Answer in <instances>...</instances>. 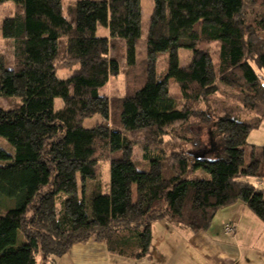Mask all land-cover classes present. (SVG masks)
Returning a JSON list of instances; mask_svg holds the SVG:
<instances>
[{
    "label": "trees",
    "instance_id": "1",
    "mask_svg": "<svg viewBox=\"0 0 264 264\" xmlns=\"http://www.w3.org/2000/svg\"><path fill=\"white\" fill-rule=\"evenodd\" d=\"M7 2L17 13L3 19L0 32L13 44L14 61H0V99L17 103L0 105V138L11 151L4 155L0 147V264H53L89 239L141 259L149 255L154 222L206 231L217 211L236 201L264 223V190L250 181L264 179V145L247 142L264 119V0H152L146 21L141 0H76L65 8L62 0H0ZM99 26L108 37L96 35ZM142 39L149 63L165 56L164 70L148 65L109 127L100 90L121 74L113 45L122 44V61L134 68ZM181 49L191 52L182 67ZM62 54L77 66L66 78L56 73ZM170 81L187 106L179 108L170 95ZM220 86L238 92L251 117L224 111L210 151L166 156V129L187 124L194 116L189 103ZM96 115L104 123L83 127ZM132 135L159 146V156L144 152L146 168L132 159ZM101 151L110 162L106 195L97 179ZM195 171L202 173L190 177ZM87 181L95 183L89 195Z\"/></svg>",
    "mask_w": 264,
    "mask_h": 264
},
{
    "label": "rangeland",
    "instance_id": "2",
    "mask_svg": "<svg viewBox=\"0 0 264 264\" xmlns=\"http://www.w3.org/2000/svg\"><path fill=\"white\" fill-rule=\"evenodd\" d=\"M75 1L76 0H62V4L65 8ZM252 1H255L257 4L261 0ZM141 8L146 21L147 16H149L153 8L152 0H141ZM251 10L255 12L259 9L257 7H252ZM15 13H17V9L12 3L7 2L0 4V25L3 19L13 16ZM96 35L98 37H108V29L99 26L96 30ZM201 46L210 49L211 51H215L217 47L215 44L207 45L205 43L201 44ZM112 49V55H115L117 58H119L121 63V74L116 77L109 78L108 83L100 90V95L105 97L109 102V119L107 122L109 127L115 126L117 124V114L120 99H122L129 91L135 89L141 84L144 72L147 70L148 65L150 67L154 66L158 73H162L165 67L164 55L156 57L155 63H153V61L150 63L147 61L144 51L143 39L138 46V62L134 68H127L122 61L123 46L121 43L115 42ZM190 56L191 52L189 50L181 49L178 51L179 63L181 67L188 64ZM0 61L6 66H12L14 61L13 44L10 40L3 39L1 32ZM76 67V65H72L71 62L62 54L56 62L57 76L59 78H66ZM169 92L170 95L175 99L179 108L187 106V104L185 105V100L180 95L178 86L172 81L169 82ZM239 98L238 92L220 86L218 93L209 97L205 101L189 103V108L194 113V116L187 124H175L166 129L161 150H163L166 156H169L172 152L189 151L200 155L203 150L210 151L208 149L211 147V142L214 144V141L218 140L214 135V122L219 115L225 111L232 115L234 114L235 117L242 119H248L251 117L249 114H247V112H244L241 109L240 103L238 102L240 101ZM15 103H17V100L15 99H0V105L6 108L13 106ZM61 106V101L56 99L54 109L59 110ZM102 123H104L103 119L99 115H96L83 120L82 125L85 128H93ZM130 138L133 143L132 159L139 168H146L148 165L147 161L143 159L144 152H146L151 157L159 156V146H156V148L155 146H148L147 141L142 135H132ZM144 146L147 147L146 151H143ZM0 147L3 149L4 155L11 154L9 145L1 138ZM3 158L6 157L4 156ZM109 169L110 162L108 160V155L106 152L101 151V154L99 153L97 155V179L101 185L102 194L104 195L108 194L109 191ZM201 173V171H195L190 174V177H196V175L198 176ZM262 181H264V179H262ZM77 184L78 189H80L82 186L80 177H77ZM94 184L95 183L91 181H87L85 183L87 195H89L90 190L95 187Z\"/></svg>",
    "mask_w": 264,
    "mask_h": 264
},
{
    "label": "crops",
    "instance_id": "3",
    "mask_svg": "<svg viewBox=\"0 0 264 264\" xmlns=\"http://www.w3.org/2000/svg\"><path fill=\"white\" fill-rule=\"evenodd\" d=\"M247 142L264 145V119ZM250 181L264 190V181ZM226 224L235 228L233 235L223 231ZM53 264H264V223L236 201L219 209L206 231L193 233L165 220L154 222L149 255L141 259L112 254L104 241L89 239L74 244Z\"/></svg>",
    "mask_w": 264,
    "mask_h": 264
},
{
    "label": "built area",
    "instance_id": "4",
    "mask_svg": "<svg viewBox=\"0 0 264 264\" xmlns=\"http://www.w3.org/2000/svg\"><path fill=\"white\" fill-rule=\"evenodd\" d=\"M234 231H235V229L231 225H225L224 226V232L226 234H234Z\"/></svg>",
    "mask_w": 264,
    "mask_h": 264
}]
</instances>
